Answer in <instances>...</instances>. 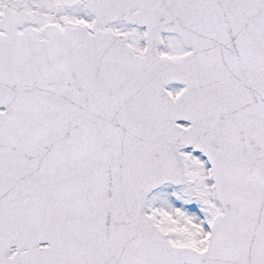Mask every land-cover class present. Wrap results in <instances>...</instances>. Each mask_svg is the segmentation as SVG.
<instances>
[{
  "label": "snow or ice",
  "instance_id": "obj_1",
  "mask_svg": "<svg viewBox=\"0 0 264 264\" xmlns=\"http://www.w3.org/2000/svg\"><path fill=\"white\" fill-rule=\"evenodd\" d=\"M0 264H264V0H0Z\"/></svg>",
  "mask_w": 264,
  "mask_h": 264
}]
</instances>
